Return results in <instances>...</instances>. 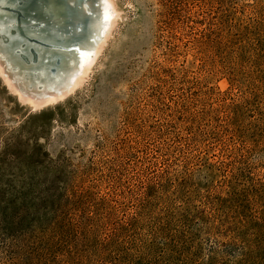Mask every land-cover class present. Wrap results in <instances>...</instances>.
<instances>
[{"label": "rangeland", "instance_id": "374dc122", "mask_svg": "<svg viewBox=\"0 0 264 264\" xmlns=\"http://www.w3.org/2000/svg\"><path fill=\"white\" fill-rule=\"evenodd\" d=\"M109 4L112 22L92 66L65 95L21 94L0 65V192L28 194L27 202L6 196L8 215L32 210L46 192L88 189L124 195L129 217L149 182L171 207H205L230 180L245 201L242 217L264 215V0ZM236 104L240 132L227 119ZM190 224L199 263L224 249L199 219ZM13 235L0 232V264ZM89 259L100 264L99 255Z\"/></svg>", "mask_w": 264, "mask_h": 264}, {"label": "trees", "instance_id": "16d2710c", "mask_svg": "<svg viewBox=\"0 0 264 264\" xmlns=\"http://www.w3.org/2000/svg\"><path fill=\"white\" fill-rule=\"evenodd\" d=\"M241 107L236 104L234 116L227 118L234 132L242 129ZM12 194L15 201L27 202L28 197L21 190L0 192V232L9 238L17 234L14 250L2 264H88L93 255L100 256V264H264V215L242 217L245 201L231 180L223 197H210L208 211L188 200L171 207L168 197L149 182L129 217L121 204L124 195L99 196L88 189L46 192L42 203L29 204L32 210L20 206L9 216L6 201ZM194 219L214 231L224 248L212 249L210 258L200 263L190 224ZM14 224L23 227L12 233ZM79 245L86 249L81 252ZM216 253L225 254L228 263Z\"/></svg>", "mask_w": 264, "mask_h": 264}, {"label": "bare ground", "instance_id": "6f19581e", "mask_svg": "<svg viewBox=\"0 0 264 264\" xmlns=\"http://www.w3.org/2000/svg\"><path fill=\"white\" fill-rule=\"evenodd\" d=\"M111 11L109 0H0V65L9 83L38 100L69 92L93 63Z\"/></svg>", "mask_w": 264, "mask_h": 264}, {"label": "water", "instance_id": "95a60500", "mask_svg": "<svg viewBox=\"0 0 264 264\" xmlns=\"http://www.w3.org/2000/svg\"><path fill=\"white\" fill-rule=\"evenodd\" d=\"M106 31V30H105ZM105 31H103V32H105ZM99 42H100V35H99V37L97 36V38H96V40H95V42L93 43L94 45V48H97V46H98V44H99ZM6 55V54H5ZM9 55V54H8ZM91 55H92V53H91ZM10 57H11V55H10ZM14 59V58H13ZM13 59H12V61L10 60V62H13ZM14 63V62H13ZM15 66L14 67H16V68H18V65L15 63L14 64Z\"/></svg>", "mask_w": 264, "mask_h": 264}, {"label": "snow or ice", "instance_id": "6c2138e0", "mask_svg": "<svg viewBox=\"0 0 264 264\" xmlns=\"http://www.w3.org/2000/svg\"><path fill=\"white\" fill-rule=\"evenodd\" d=\"M106 2H107V0H106Z\"/></svg>", "mask_w": 264, "mask_h": 264}]
</instances>
